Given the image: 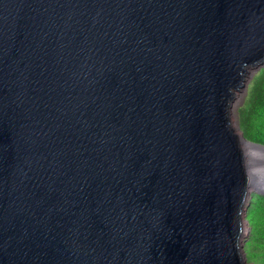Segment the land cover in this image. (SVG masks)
Returning a JSON list of instances; mask_svg holds the SVG:
<instances>
[{
  "label": "water",
  "instance_id": "obj_1",
  "mask_svg": "<svg viewBox=\"0 0 264 264\" xmlns=\"http://www.w3.org/2000/svg\"><path fill=\"white\" fill-rule=\"evenodd\" d=\"M261 68L264 0H0V264H248Z\"/></svg>",
  "mask_w": 264,
  "mask_h": 264
},
{
  "label": "rangeland",
  "instance_id": "obj_2",
  "mask_svg": "<svg viewBox=\"0 0 264 264\" xmlns=\"http://www.w3.org/2000/svg\"><path fill=\"white\" fill-rule=\"evenodd\" d=\"M248 80L246 91L237 92L238 99L231 110L232 126L248 140L264 144V68L252 73ZM260 195L252 192L245 218L250 229L244 242L248 264H264V198Z\"/></svg>",
  "mask_w": 264,
  "mask_h": 264
},
{
  "label": "trees",
  "instance_id": "obj_3",
  "mask_svg": "<svg viewBox=\"0 0 264 264\" xmlns=\"http://www.w3.org/2000/svg\"><path fill=\"white\" fill-rule=\"evenodd\" d=\"M261 97H262V95H261ZM244 134V133H243ZM245 136V135H244ZM245 138H246V136H245ZM248 139V138H247ZM250 140V139H249ZM252 141V140H251ZM255 142V141H254ZM258 142H260V141H258ZM259 197H262V198H264V196H262V195H260ZM250 202L251 201H249V207H250ZM258 204H259V202H258ZM263 216H264V214H263ZM264 221V220H263ZM263 237H264V230H263Z\"/></svg>",
  "mask_w": 264,
  "mask_h": 264
},
{
  "label": "bare ground",
  "instance_id": "obj_4",
  "mask_svg": "<svg viewBox=\"0 0 264 264\" xmlns=\"http://www.w3.org/2000/svg\"><path fill=\"white\" fill-rule=\"evenodd\" d=\"M237 94V93H236ZM242 134H243V132H242ZM244 135V134H243Z\"/></svg>",
  "mask_w": 264,
  "mask_h": 264
}]
</instances>
